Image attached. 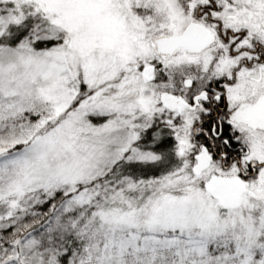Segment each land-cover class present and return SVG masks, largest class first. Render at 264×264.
Wrapping results in <instances>:
<instances>
[{
    "label": "snow or ice",
    "instance_id": "snow-or-ice-1",
    "mask_svg": "<svg viewBox=\"0 0 264 264\" xmlns=\"http://www.w3.org/2000/svg\"><path fill=\"white\" fill-rule=\"evenodd\" d=\"M0 264H264V0H0Z\"/></svg>",
    "mask_w": 264,
    "mask_h": 264
}]
</instances>
